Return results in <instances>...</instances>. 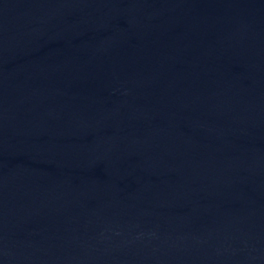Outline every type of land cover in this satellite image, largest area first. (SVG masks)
<instances>
[{"label":"water","instance_id":"1","mask_svg":"<svg viewBox=\"0 0 264 264\" xmlns=\"http://www.w3.org/2000/svg\"><path fill=\"white\" fill-rule=\"evenodd\" d=\"M0 264H264V0H0Z\"/></svg>","mask_w":264,"mask_h":264}]
</instances>
